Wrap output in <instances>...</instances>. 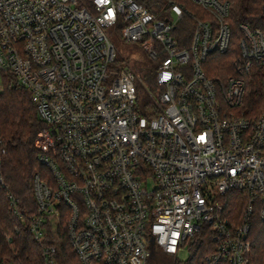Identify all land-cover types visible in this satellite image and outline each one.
<instances>
[{
    "label": "built area",
    "instance_id": "built-area-1",
    "mask_svg": "<svg viewBox=\"0 0 264 264\" xmlns=\"http://www.w3.org/2000/svg\"><path fill=\"white\" fill-rule=\"evenodd\" d=\"M231 7L0 0V93L8 74L43 122L35 145L50 176L34 177L36 240L56 244L66 227L80 264H151L203 233L215 245L206 264H249L252 219L264 220V103L247 111L246 76L264 88V32L240 24L235 40ZM129 43L148 64L125 59ZM235 48L230 73L210 75ZM6 153L0 134V167Z\"/></svg>",
    "mask_w": 264,
    "mask_h": 264
},
{
    "label": "trees",
    "instance_id": "trees-1",
    "mask_svg": "<svg viewBox=\"0 0 264 264\" xmlns=\"http://www.w3.org/2000/svg\"><path fill=\"white\" fill-rule=\"evenodd\" d=\"M231 2L229 22L235 40L242 37L240 24L264 32V0H231ZM232 54L237 56V48L230 50L226 55L217 54L211 63L212 69L209 74L223 76L224 69L230 64L228 57ZM1 76L4 89L0 93V133L5 138L7 153L2 156L3 164L0 167V177H3V182H0V264H48L45 258L47 245L56 246L54 252L56 264H80L70 244L66 227L59 232L60 240L56 244L51 243L48 238L38 241L31 232L29 218L38 213L33 196V178L37 173L43 178L50 176L49 169L38 158L39 151L35 145L43 122L38 117L30 94L10 75ZM246 89L247 111L262 107L264 103L262 75L255 71L247 75ZM7 193L19 198L24 221L15 218L9 211ZM243 207L244 204L237 202L234 204L238 217ZM63 223L66 224L65 219ZM17 228L18 232H16ZM201 235L198 234L189 243L191 257L187 261L171 257L172 264H206L205 258L214 251L215 245L208 235L203 233ZM9 236L12 238L11 243L7 239ZM249 238L252 241L249 264H264V220L258 216L252 219ZM165 256L168 255L162 254L158 258L164 259Z\"/></svg>",
    "mask_w": 264,
    "mask_h": 264
},
{
    "label": "rangeland",
    "instance_id": "rangeland-1",
    "mask_svg": "<svg viewBox=\"0 0 264 264\" xmlns=\"http://www.w3.org/2000/svg\"><path fill=\"white\" fill-rule=\"evenodd\" d=\"M122 50H123V52H122V54H123V56L125 57V59H127L129 62H130V64L131 65H135L138 69H140V67H141V65H142V62L141 61H144L146 64H148V59L144 56V54L142 53V51L140 50V49H138V48H136V45H135V43H129V44H126V45H124V46H122ZM234 58H235V55L234 54H232V55H230L229 57H228V64L229 65H227V67L224 69V72H223V74H228V73H230V71H231V69H232V63H233V61H234ZM215 75H218V74H215ZM218 76H221V75H218ZM1 78H2V76H1ZM1 134V133H0ZM2 135V134H1ZM5 139V138H4ZM34 180H35V178H33V182H34ZM33 186H34V183H33ZM10 195H12L14 198H16L17 199V204L19 205V198H17L14 194H12V193H7V197H8V205H9V211L12 213V215L15 217V218H18L19 220H21L22 221V219H20L19 218V215H16L14 212H13V208H12V205H11V198H10ZM19 208L21 209V211H22V206L21 205H19ZM23 214V213H22ZM19 230H18V228L16 229V232H18ZM10 235H12V234H10ZM12 236H14V235H12ZM15 238V237H14ZM7 239H8V242H12V238L9 236V237H7ZM159 255H162V254H158V255H156L154 258H153V260L151 261H149V263H151V264H157L156 262L157 261H159L158 262V264H172V261H171V257L172 256H165L164 257V259H161V257H160V259L158 258V256ZM178 258L177 259H179L180 261H187L190 257H191V253H190V251H189V249H188V247H186V248H184V249H182L180 252H179V254H178V256H177ZM157 258H158V260H157ZM173 258V257H172ZM11 264V263H10ZM13 264H15V263H13Z\"/></svg>",
    "mask_w": 264,
    "mask_h": 264
}]
</instances>
